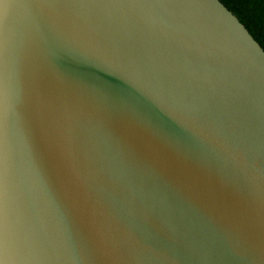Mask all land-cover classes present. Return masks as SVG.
<instances>
[{
	"label": "water",
	"instance_id": "95a60500",
	"mask_svg": "<svg viewBox=\"0 0 264 264\" xmlns=\"http://www.w3.org/2000/svg\"><path fill=\"white\" fill-rule=\"evenodd\" d=\"M0 264H264V49L220 0H0Z\"/></svg>",
	"mask_w": 264,
	"mask_h": 264
},
{
	"label": "trees",
	"instance_id": "16d2710c",
	"mask_svg": "<svg viewBox=\"0 0 264 264\" xmlns=\"http://www.w3.org/2000/svg\"><path fill=\"white\" fill-rule=\"evenodd\" d=\"M264 49V0H220Z\"/></svg>",
	"mask_w": 264,
	"mask_h": 264
}]
</instances>
